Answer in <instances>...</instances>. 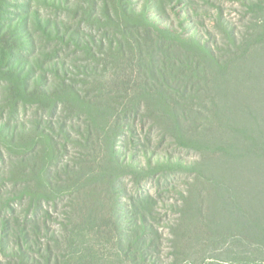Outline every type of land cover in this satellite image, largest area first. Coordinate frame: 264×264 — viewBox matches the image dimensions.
<instances>
[{"label": "rangeland", "instance_id": "1", "mask_svg": "<svg viewBox=\"0 0 264 264\" xmlns=\"http://www.w3.org/2000/svg\"><path fill=\"white\" fill-rule=\"evenodd\" d=\"M132 1L151 25L172 29L182 44L193 39L206 45L215 56L224 57L230 34L239 39L246 32V0ZM82 4L0 0V264L43 263L47 249L59 264H83L86 256L92 264H244L260 256V248L238 238L253 224L248 216L258 217L242 190L256 173L245 174L247 167L237 163L242 161L205 157L196 143L179 145L168 125L176 113L181 128L187 126L183 103L172 110L165 97L153 96L143 117L124 118L123 111L107 117L113 144L94 159L89 155L86 130L105 112L92 105L114 102L116 96L94 88L109 66H101V50L95 59L92 55L104 41L108 49L110 38L103 40L97 26L74 14ZM8 30L14 38L2 36ZM44 32L87 42L92 53L71 40L52 58L54 42ZM154 35L152 73L157 78L160 71L176 74L185 47L160 31ZM164 59L168 70L159 63ZM52 61L66 74L77 95L68 96L73 100L28 95L35 83L46 92L54 87ZM59 96L66 95L53 98ZM80 196L89 197L94 208L76 207ZM105 203L108 222L99 226Z\"/></svg>", "mask_w": 264, "mask_h": 264}, {"label": "trees", "instance_id": "2", "mask_svg": "<svg viewBox=\"0 0 264 264\" xmlns=\"http://www.w3.org/2000/svg\"><path fill=\"white\" fill-rule=\"evenodd\" d=\"M81 1L83 4L73 9L74 14H82L90 20L91 25L97 26V30L102 32L103 40L107 36L110 38L108 49L104 48V41L99 47H95L92 55L95 59L101 50V66H109L107 75L95 79L94 88L98 94L114 93L116 96L114 102L99 101L92 105L103 108L105 112L98 113L94 117L95 121H90L91 125L86 130L88 138L84 147L88 148L89 155L94 159L103 146L113 144L111 141L115 139V135L106 134L105 124L120 111H123L124 118H129L130 114L133 117H143L144 110L150 105L149 98L153 96L165 97L172 110L183 103L182 112L185 115L190 114L186 115L187 126L181 128L176 113L168 125L179 145L189 146L196 143L201 155L233 162L242 161L237 163L247 167L243 170L245 174L251 173V170L252 174L256 173L254 182L247 186L249 184L244 181L242 188L247 195L252 214L258 216L250 218L248 214L249 220L246 221L253 224H247L246 227L249 229L253 226L255 231L247 229L238 238L245 239L244 244L256 245L262 250V253H258L260 256L248 257L244 264H264V0L245 1L248 15L246 32L239 39L232 36L226 28L223 29L231 36L230 46L226 50L221 49L224 50V57L215 56L206 45L193 39L182 44L172 29H159L151 25L145 14L138 12L132 0H101L100 5L97 0ZM51 5L58 9L72 10L66 3ZM158 31L165 39L182 48L184 46L186 51L185 55L180 56L181 61L177 59L180 67L176 74L171 71L168 75L165 72L161 74L160 71L157 78L152 73L151 54L157 46L153 36ZM45 34L54 42L52 58H56L60 48L68 47L73 40L77 41V48L81 47L88 54L92 53L89 43L83 44L66 33ZM2 36L14 38L10 30L4 31ZM32 44L35 46L37 43L33 41ZM19 45L22 47L24 41ZM52 62L50 66L53 67L52 72L56 77L54 87L46 92L39 87V83H35L36 86L32 87L28 95L47 101L61 98L63 102L73 100L68 96L77 95L72 86L66 83V74L62 73L59 63ZM159 63L168 70V59ZM143 70L148 72V80ZM174 80L175 84L180 82V85H175ZM136 91L140 95L132 96L131 93ZM56 95L66 96L53 98ZM107 117L110 119L107 120ZM116 130L117 125L112 124L111 131ZM39 184L44 186V181L41 179ZM93 204L85 196L74 200V205L79 208L90 210L94 208ZM107 206L105 203L102 211L101 208L97 210L98 214L101 211L99 226L108 222V211L105 209ZM45 252L43 263L24 259V264H59L48 249ZM86 257L88 261L89 257ZM84 258H79V261ZM87 261L83 264H92Z\"/></svg>", "mask_w": 264, "mask_h": 264}]
</instances>
